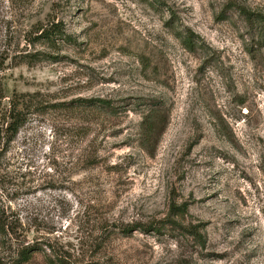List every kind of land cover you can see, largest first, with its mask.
<instances>
[{"label": "rangeland", "instance_id": "obj_1", "mask_svg": "<svg viewBox=\"0 0 264 264\" xmlns=\"http://www.w3.org/2000/svg\"><path fill=\"white\" fill-rule=\"evenodd\" d=\"M244 8L264 0H0V264H264Z\"/></svg>", "mask_w": 264, "mask_h": 264}, {"label": "trees", "instance_id": "obj_2", "mask_svg": "<svg viewBox=\"0 0 264 264\" xmlns=\"http://www.w3.org/2000/svg\"><path fill=\"white\" fill-rule=\"evenodd\" d=\"M243 14L245 15V17L247 18V20L252 24H256V23H260V25H263L264 23V15L258 12H253V11H249L246 10L245 8L242 10ZM46 33H50L48 30ZM48 34L46 36H48ZM50 36V35H49ZM197 39H199V36L197 34H195V32H193L192 30L188 29L185 33V36L183 37V44L185 46V48L189 49V50H194L197 47H199V42L197 41ZM85 103H89V106H96V105H100V106H108L110 104V102L108 100L105 99H87L85 100ZM10 116L12 118V121L9 123V130L12 133H15L19 126L22 123V120L20 119L19 116V111H16V109L14 111H12L10 113ZM152 122H149V126L147 127V133H151V131L154 129L153 125L151 124ZM164 129V128H163ZM29 248V247H28ZM25 248L21 254H20V263H24L27 262L30 258L31 255L33 253V250ZM61 264H67L65 261L61 262Z\"/></svg>", "mask_w": 264, "mask_h": 264}]
</instances>
